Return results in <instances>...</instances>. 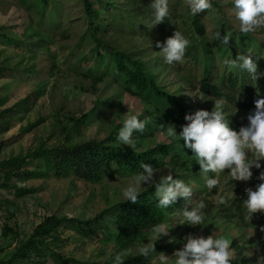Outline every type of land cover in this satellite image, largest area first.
<instances>
[{
    "label": "rangeland",
    "instance_id": "obj_1",
    "mask_svg": "<svg viewBox=\"0 0 264 264\" xmlns=\"http://www.w3.org/2000/svg\"><path fill=\"white\" fill-rule=\"evenodd\" d=\"M90 1L99 12L93 20L87 14L84 0H0V67L5 69L0 70V160L27 154L39 147H54L66 140L63 127L71 132V143L108 140L140 151L172 141L185 151L188 148L184 141L179 136L170 137L168 128L175 126L179 135L181 122L185 120L184 112L212 111L218 102L223 103L234 130L247 126V118L256 105L245 101L238 89L230 87L229 76L232 70L235 74L243 70L239 66L242 62L238 60L241 55H251L254 61L258 59L262 63L264 29L251 33L253 45L246 52L231 53L230 58L217 54L213 60L215 64L207 74L208 78L220 86L224 84L222 89L232 96L219 98L205 95L200 89L205 65L202 53L196 57L197 53L189 44L183 63L169 65L158 46V42L166 43L176 31H182L191 42L194 41L191 24L194 17L187 8V0H170V16L174 15L176 19L171 25H163L161 30L163 22L157 27H148L151 0ZM232 7L231 0H213V9L198 14L206 28L207 41L219 42L225 36L230 40L232 34L241 33ZM116 50L143 61L161 89L183 105V111L170 114L169 107L154 96L134 93L125 79L114 73L112 55ZM233 60L237 61L235 67L230 63ZM9 108L11 111H4ZM137 113L146 122L143 133L149 136L133 134L135 147L121 144L117 136L123 121L128 115ZM84 116L89 117L88 121L82 126L74 125ZM186 155L190 161L186 167L189 168L175 169L169 159L158 158L151 165L157 169L154 182L145 183L142 188L145 190L169 174L173 179L195 184L199 191L194 190L188 210L200 198L204 199L208 205L207 225L180 224L178 221L186 205L184 198H179L165 221L172 223L174 218L177 219L170 229L174 242L169 243L167 236L156 240L155 253L147 256L143 264H153L160 253L171 257L175 250L183 247L189 234L207 236L213 231L231 240L235 259L257 264L259 256L264 254V211L246 221L243 201L247 199L245 189H255L260 183L256 178L260 170L254 168L253 178L249 181L234 182L229 175L230 169H226L219 176L217 188L208 191L194 153ZM36 164L30 163L29 167L34 169ZM135 174H124L118 166H113L99 181L78 178L73 172L52 173L45 178L17 179L8 187L0 171V247L3 248L0 260L8 259L14 253L18 239H26L47 215L86 220L110 209L107 217L93 227L64 226L59 250L86 262L118 264L116 257L120 255L114 238L112 209L125 201L121 190ZM209 176L216 174L209 173ZM17 187L36 188L37 192L18 198ZM221 199L225 200L224 204L219 203ZM6 225L14 232L7 233ZM249 233L253 236L246 239ZM148 234L132 247L131 254H139L138 246L149 242ZM30 264L57 263L50 258L37 263L34 257Z\"/></svg>",
    "mask_w": 264,
    "mask_h": 264
},
{
    "label": "trees",
    "instance_id": "obj_2",
    "mask_svg": "<svg viewBox=\"0 0 264 264\" xmlns=\"http://www.w3.org/2000/svg\"><path fill=\"white\" fill-rule=\"evenodd\" d=\"M84 2L90 19L93 20V18L98 17L99 12L93 8L92 2L90 0H84ZM152 14L153 11L150 8V14L146 15L149 21ZM175 19L174 15L169 18L166 17L160 30L164 28L163 25H171ZM191 24L195 34L194 41H190V48L194 53H197L196 57H199V53H202L205 61L204 74L200 79L201 91L205 95L211 94L219 98H231V94L222 89L224 84L221 86L216 84L212 81V78H208L207 74L214 66L213 60L217 54L230 58L231 53L246 52L253 45L251 34L243 37L241 33L236 32V34L230 36V40L225 44L223 40L219 42L207 41L206 28L198 15L191 19ZM174 26L171 29L172 32L175 30ZM112 56L114 73L123 77L125 83L130 89H133L134 93L143 94L147 97L154 96V98L169 107V110L172 111L169 112L170 114L176 110L178 112L183 111V105L161 89L146 70L143 61L120 50H116ZM0 70L4 71L5 69L0 67ZM258 73H264V60L262 63H258ZM224 81L226 79L223 77L222 82ZM229 82L230 87L238 89L241 92L240 94L244 96L245 101L248 100L252 105H256V100L264 97V77L253 83L251 75L246 70L243 69L238 74H235L232 70ZM4 111L9 112L11 110L9 108ZM184 113L185 116L188 114V112ZM88 118V116H84L76 120L74 125L82 126L88 121ZM186 123H188L186 120L181 122L183 125ZM63 131L66 140L54 147H39L27 154L0 160V171L3 175L4 184L9 187L17 179L45 178L52 173L62 175L69 172H73L78 178L99 181L104 177L106 171L113 166H118L124 174H135L143 170V164L152 165L158 158L169 159L168 162L175 169L190 165L186 154H191L192 151L179 149L172 141L158 143L146 150L138 151L129 146L111 143L108 140L89 139L84 142L71 143L69 138L71 132L67 131L66 127H63ZM133 134L137 137L149 136L148 133L143 132H134ZM33 162H37L34 169L29 167V164ZM186 168H189V166ZM35 192H37L36 188H16L18 198ZM155 192L156 183L143 190L136 203L125 200L112 209L114 211V238L118 253L124 258L122 264H143L146 262L145 256L130 253L132 247L150 233L153 226L165 222L169 214L175 209L174 204L168 208L159 207V200ZM109 213L110 209H106L96 218L86 220L68 216L60 217L57 214L47 215L34 226L32 233L26 239H18L14 253L8 259L0 260V264H30L33 263L34 257L37 263L50 258L57 264H95L68 256L59 250V243L63 241L62 228L68 224L90 228L97 221L104 220ZM5 228L9 234L14 232V229L8 225ZM2 251L3 248L0 247V252ZM234 264H248V262L235 259Z\"/></svg>",
    "mask_w": 264,
    "mask_h": 264
},
{
    "label": "clouds",
    "instance_id": "obj_3",
    "mask_svg": "<svg viewBox=\"0 0 264 264\" xmlns=\"http://www.w3.org/2000/svg\"><path fill=\"white\" fill-rule=\"evenodd\" d=\"M231 3L235 19L239 21L237 28L241 33L251 34L264 29V0H231ZM151 8L154 11L148 24L149 28L155 27L170 16V0H151ZM187 8L191 16L196 17L205 10L213 9V0H187ZM228 40L229 36H225L223 43L227 44ZM189 44V38L182 31H176L166 43L158 42V46L162 48L163 59L169 65L183 63ZM238 60L242 62L239 66L251 75L253 83L264 77V73H258V59L254 61L251 55H241ZM230 63L233 67L237 66L235 60ZM255 104V109L247 118V126L241 127L239 131L230 126L222 102H218L212 111L201 109L186 114L185 120L188 123L182 126L179 135L175 126L168 128L170 137L179 136L184 141V146L194 153L195 160L201 166V174L208 191L217 188L220 184L219 176L226 169H230L229 175L234 182L249 181L253 178V169L260 170L256 177L260 183L255 189H245L247 199L243 201V208L246 221H251L254 214L264 211V97L256 100ZM145 128L146 122L140 118L139 113L128 115L119 129L117 140L121 144L135 147L133 133L143 132ZM142 169L125 182L121 191L126 201L136 203L144 190L142 185L154 182L157 169L150 164H143ZM209 173H215L216 176H209ZM194 190L199 191L195 184L173 179L172 174H169L162 176L156 183L155 195L161 208H168L179 198H184L186 206L178 222L191 226H206L208 205L204 199L200 198L195 206L188 210ZM219 203L224 204L225 200L221 199ZM176 223L177 219L174 218L172 223L163 222L153 226L148 234L149 242H142L138 246L139 255L147 257L155 253V241L162 236L169 237V243L174 242L175 238L170 236V229ZM252 236L249 233L246 239ZM116 260L118 264H122L120 256H117ZM234 260L231 240L220 237L213 231V234L207 236L189 234L182 248L175 250L171 257L160 253L153 264H234ZM257 264H264V254L259 256Z\"/></svg>",
    "mask_w": 264,
    "mask_h": 264
}]
</instances>
